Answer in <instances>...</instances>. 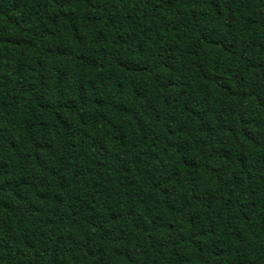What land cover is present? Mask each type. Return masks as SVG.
<instances>
[{
    "label": "trees",
    "instance_id": "16d2710c",
    "mask_svg": "<svg viewBox=\"0 0 264 264\" xmlns=\"http://www.w3.org/2000/svg\"><path fill=\"white\" fill-rule=\"evenodd\" d=\"M0 264H264V0H0Z\"/></svg>",
    "mask_w": 264,
    "mask_h": 264
}]
</instances>
